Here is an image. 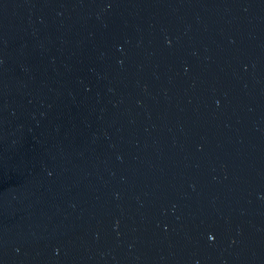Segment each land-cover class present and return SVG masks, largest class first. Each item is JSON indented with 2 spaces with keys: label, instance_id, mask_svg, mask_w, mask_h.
Here are the masks:
<instances>
[{
  "label": "water",
  "instance_id": "1",
  "mask_svg": "<svg viewBox=\"0 0 264 264\" xmlns=\"http://www.w3.org/2000/svg\"><path fill=\"white\" fill-rule=\"evenodd\" d=\"M0 264H264V0H0Z\"/></svg>",
  "mask_w": 264,
  "mask_h": 264
}]
</instances>
